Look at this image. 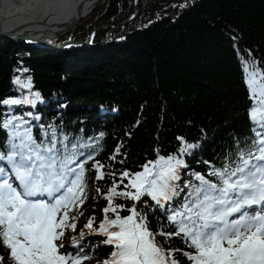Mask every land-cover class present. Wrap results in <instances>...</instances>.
Here are the masks:
<instances>
[{
    "label": "trees",
    "instance_id": "1",
    "mask_svg": "<svg viewBox=\"0 0 264 264\" xmlns=\"http://www.w3.org/2000/svg\"><path fill=\"white\" fill-rule=\"evenodd\" d=\"M88 15L55 42H84L91 36L92 46L73 43L54 50L0 37V100L33 92L41 96L35 105L0 104V116L11 107L13 115L31 122L37 137L40 125L50 124L72 135L104 133L95 159L105 164L106 173L117 175L96 180L88 162V198L69 212L76 216L70 221L76 228H66L62 238L66 253L75 255L72 241L84 231L81 243L92 257L84 264H103L112 246L101 243L102 235H88L84 225L95 217L97 227L103 219V193L119 180L120 171H139L156 159L157 150L181 155L176 138L183 137L199 145L183 155L187 168L178 182L183 187L193 171L207 173L210 166L203 161L220 167L237 140L253 135L242 65L264 68V0H98ZM29 82L31 88L21 86ZM5 140L0 129V147ZM118 145L121 153L109 160ZM142 199L148 204L136 202L137 210L147 213L150 230L158 232L168 222L155 202ZM116 203L126 205L123 216L133 202L117 198ZM156 239L166 250L190 251L180 238ZM6 253L0 245V256ZM175 255L189 264L180 252Z\"/></svg>",
    "mask_w": 264,
    "mask_h": 264
},
{
    "label": "snow or ice",
    "instance_id": "2",
    "mask_svg": "<svg viewBox=\"0 0 264 264\" xmlns=\"http://www.w3.org/2000/svg\"><path fill=\"white\" fill-rule=\"evenodd\" d=\"M242 67L252 102L248 116L253 135L243 143L237 140L220 167L203 161L210 166L207 173L193 171L183 187L178 183L181 169L187 168L183 155L199 146L184 142L183 137L176 138L182 142L181 155L164 156L157 150L156 159L146 161L139 171H120L119 180L113 179L103 193L107 201L103 219L97 227L93 226L95 217L84 225L88 235H103L101 243L112 246L103 264H181L177 252L189 264H264V68L253 63ZM15 83L21 82L17 78ZM21 86L31 88L30 82ZM39 100L40 93L33 92L0 100V104L35 105ZM27 115L39 120L32 113ZM0 129L6 132L0 150V245L7 250L0 264L5 260L8 264H84L91 260L84 252L87 245L81 243L84 231L79 240L72 241L77 247L75 255L61 251L65 247L62 238L66 228H76L70 222L76 216L70 217L69 212L88 198V162H93L96 180L117 175L106 173L105 164L95 159L102 150L104 133L84 140L50 124L40 125L37 137L31 122L13 115L11 107L0 116ZM120 153L118 145L109 160H116ZM96 192L101 189L97 187ZM145 197L155 202L168 222L155 233L147 213L137 210L136 202L148 204ZM117 198L133 202L127 215H121L126 205L117 204ZM157 236L166 243L172 237L180 238L190 251L166 250Z\"/></svg>",
    "mask_w": 264,
    "mask_h": 264
},
{
    "label": "bare ground",
    "instance_id": "3",
    "mask_svg": "<svg viewBox=\"0 0 264 264\" xmlns=\"http://www.w3.org/2000/svg\"><path fill=\"white\" fill-rule=\"evenodd\" d=\"M89 1L84 3L83 17L90 12L97 0L91 1V3ZM72 5L73 2H69V0H0L1 24L3 27H12L23 23L28 29H35L36 34L44 38L54 30L55 22L64 20V13L65 18L68 16ZM44 18L50 23L49 27L52 30H46V24L41 25V20Z\"/></svg>",
    "mask_w": 264,
    "mask_h": 264
},
{
    "label": "water",
    "instance_id": "4",
    "mask_svg": "<svg viewBox=\"0 0 264 264\" xmlns=\"http://www.w3.org/2000/svg\"><path fill=\"white\" fill-rule=\"evenodd\" d=\"M86 1L87 0H69V2H73L71 11L69 12L66 18L64 17L66 16L65 13L63 14L64 20L55 22L56 27L54 28V30H52L49 27L50 23H48L47 19L45 18L42 19L41 25L46 24L45 29L49 31L52 30L51 34L48 36L46 35V37L44 38L43 36L36 34L35 29H28L27 26H25L23 23L16 24L12 27H3L1 24V19H0V37L9 38L13 40L19 39L21 40L22 44H28V45L39 46V47L43 46V47L52 48V49H61L66 44H72L75 42L82 43V41L67 40L65 44L53 45L50 42H48L47 41L48 39L46 38H56L60 34L64 33L65 31L70 30L74 28L76 25H78L81 22V20L84 18L83 17L84 15L82 14H83L84 7H85L84 3ZM91 1H94V0H90L89 3H91ZM42 32H45V30H42ZM84 43L90 46L94 45V43L90 41V38L87 41H84Z\"/></svg>",
    "mask_w": 264,
    "mask_h": 264
},
{
    "label": "rangeland",
    "instance_id": "5",
    "mask_svg": "<svg viewBox=\"0 0 264 264\" xmlns=\"http://www.w3.org/2000/svg\"><path fill=\"white\" fill-rule=\"evenodd\" d=\"M87 16H89V15H87ZM87 16H85V18L87 17ZM82 21V20H81ZM73 29V28H72ZM71 30V29H70ZM68 47V45H66V48ZM63 243H64V245H65V247H64V249H61V251L62 252H66L67 251V242H65V241H63Z\"/></svg>",
    "mask_w": 264,
    "mask_h": 264
}]
</instances>
